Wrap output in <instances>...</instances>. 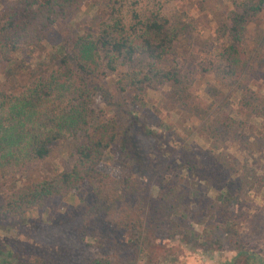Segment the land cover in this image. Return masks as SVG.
<instances>
[{
	"label": "trees",
	"instance_id": "16d2710c",
	"mask_svg": "<svg viewBox=\"0 0 264 264\" xmlns=\"http://www.w3.org/2000/svg\"><path fill=\"white\" fill-rule=\"evenodd\" d=\"M126 1L130 2L107 0L105 4L111 7L112 14H120ZM229 4L231 7L226 12L216 15L217 44L211 48L206 42L204 55L209 58L208 70L221 73L225 81L236 83L250 63L243 44L246 27L262 13L264 0H229ZM92 7L87 0H14L0 10V65L3 69L0 181L11 179L15 183L17 178L22 179L21 184H14L12 190L1 197L0 222L24 219L31 209L41 210L81 193L91 197L89 214L108 212L122 202V191L131 189L128 171L136 165L145 172L149 170L152 159L146 155L143 139L156 142L160 151L162 135L149 127L147 119L141 120L136 111L128 110L123 130L119 129L116 119L100 114L95 108L93 79L116 74L114 87L128 107L141 103L139 95L155 83H166L174 100L185 99L189 76L181 67L168 65L166 60L168 56L173 60L179 58V44L184 40L194 42L192 19L181 18L169 26H166L167 20H149L143 24L133 12L132 18L142 25L139 30L133 26L128 33L122 18H116L101 28L86 29L61 45H52V60H38L42 55L51 54L45 44L57 42L54 39L58 25L70 24L79 13L88 12ZM137 57L146 60L143 69H119ZM238 104L241 110L264 117L263 95L245 88ZM244 125V121L221 112L209 129L218 140L226 133L237 136ZM69 138L75 157L72 167L42 175L45 162L53 157L52 145ZM113 150L120 153L121 162H106L108 153ZM219 156L189 150L185 153L183 168L189 175L206 176L210 186L220 192L216 200L207 198L205 206L192 213L194 209L185 202L198 193L191 191L192 188H179L177 173L166 179L157 174V179L161 178L163 183L153 217L147 213L145 217L144 214L127 217L118 225L127 235L125 241L119 244L101 241L96 247L103 249L106 257L90 258L87 264H115L107 250L119 251L122 247L144 254L149 264H154L156 254L150 251L147 236L150 221L164 236L180 240L191 237L194 242L197 237L191 220L200 219L203 212L210 213L211 218L223 219L226 226L234 224L231 204L238 196L232 193L241 185H236L231 173L237 160H222ZM114 169L122 175L112 176ZM243 176L244 181L249 179ZM140 202L147 207L152 201L147 198ZM145 211L151 212L147 208ZM231 235L238 237L236 231ZM12 261L55 264L50 257L39 254L28 255V260L23 261L14 251L0 246V264Z\"/></svg>",
	"mask_w": 264,
	"mask_h": 264
},
{
	"label": "rangeland",
	"instance_id": "374dc122",
	"mask_svg": "<svg viewBox=\"0 0 264 264\" xmlns=\"http://www.w3.org/2000/svg\"><path fill=\"white\" fill-rule=\"evenodd\" d=\"M13 1L0 0V10ZM87 1L93 7L88 12L79 13L70 24L58 25L54 39L57 42L45 44L51 54L42 55L38 60H52V45L73 39L86 29L101 28L116 18H122L128 33L133 26L139 30L142 25L132 18L133 12L143 24L149 20H167L166 26H169L181 18L192 19L194 42L184 40L179 44V58L173 60L168 56L166 60L168 65H177L188 74L187 94L182 101H176L166 83H155L139 95L143 105L138 102L128 107L114 87L116 74L93 79L96 110L107 118L116 119L121 130L127 124L128 110L136 111L141 120L147 119L149 127L162 135L161 150H157L159 146L153 140L143 139L146 155L152 159L149 170L145 172L136 165L128 171L129 175H126L131 189L122 191L124 199L108 212L89 214L91 197L84 193L71 195L65 201L41 210H29L24 219L0 222V246L14 251L23 261L34 254L50 257L55 264H87L90 258L106 257L103 249L96 246L103 240L110 244L124 242L127 235L118 227L122 221L127 217H138V214L145 217L147 213L153 217L163 183L161 178L157 179V174L166 179L177 173L179 188H192L191 191L198 193L189 196L185 204L194 209L192 213L201 210L207 198L216 200L220 192L210 186L206 176L189 175L183 169L185 153L194 149L210 152L212 156L220 155L222 160H237L231 173L236 185H241L232 193L238 196L231 204L234 224L226 226L223 219L211 218L210 213L203 212L200 219L191 220L197 237L194 242L191 237L180 240L164 236L150 221L147 236L150 251L156 254L154 264H210L209 259L212 264H264V117L241 110L238 104L245 88L264 96V10L245 30L243 44L249 55V68L239 82L231 83L222 79L221 73L207 69L209 58L204 55L206 42L211 48L217 44L216 15L231 7L229 0H130L123 3L120 14H112L111 7H106L107 0ZM146 63L145 59L137 57L119 69L139 70ZM2 70L0 65V82L3 80ZM221 112L245 122L237 136L226 133L218 140L214 137L209 127ZM52 148L53 157L45 162L42 175L68 170L74 163L70 138L55 142ZM122 159L120 153L113 150L108 153L106 162H121ZM111 175H122V172L114 169ZM243 175L249 179L244 181ZM14 181H0V199L12 190L14 184L22 183L21 178ZM147 198L152 202L146 207L140 200ZM146 208L151 212H146ZM233 231L238 237H232ZM107 251L115 264H149L144 254L135 253L131 248ZM11 264L18 262L12 261Z\"/></svg>",
	"mask_w": 264,
	"mask_h": 264
},
{
	"label": "crops",
	"instance_id": "0c3cea01",
	"mask_svg": "<svg viewBox=\"0 0 264 264\" xmlns=\"http://www.w3.org/2000/svg\"><path fill=\"white\" fill-rule=\"evenodd\" d=\"M209 263L212 264V260L211 259H209ZM201 264H204V263H201Z\"/></svg>",
	"mask_w": 264,
	"mask_h": 264
}]
</instances>
